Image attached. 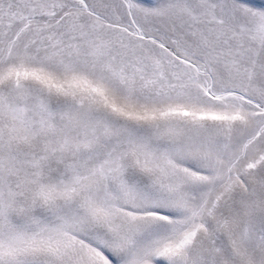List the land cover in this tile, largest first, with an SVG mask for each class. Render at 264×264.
Wrapping results in <instances>:
<instances>
[{"label": "snow or ice", "instance_id": "6c2138e0", "mask_svg": "<svg viewBox=\"0 0 264 264\" xmlns=\"http://www.w3.org/2000/svg\"><path fill=\"white\" fill-rule=\"evenodd\" d=\"M0 264H264V0H0Z\"/></svg>", "mask_w": 264, "mask_h": 264}]
</instances>
